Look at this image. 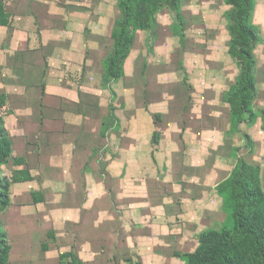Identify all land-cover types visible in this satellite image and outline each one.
Listing matches in <instances>:
<instances>
[{
  "label": "crops",
  "instance_id": "1",
  "mask_svg": "<svg viewBox=\"0 0 264 264\" xmlns=\"http://www.w3.org/2000/svg\"><path fill=\"white\" fill-rule=\"evenodd\" d=\"M3 4L10 22L0 25V72L9 65L27 68L30 77L9 89L2 81L0 88L12 145L2 166L10 181L9 205L0 210L11 246L6 264H186L177 252L197 248L213 214L226 219L220 196L218 207L206 199L208 171L227 172L224 180L236 160L210 169L202 156L187 159L178 128L163 129L153 145L140 129L148 124L144 117L145 123L137 118L136 131L105 130L99 84L114 46L118 0ZM251 22L262 37L255 48L259 114L246 133L251 145L245 154L260 166L264 190V0H254ZM231 73L239 76L236 68ZM209 137L202 126L192 136L202 155ZM200 193L204 197L195 198Z\"/></svg>",
  "mask_w": 264,
  "mask_h": 264
},
{
  "label": "rangeland",
  "instance_id": "2",
  "mask_svg": "<svg viewBox=\"0 0 264 264\" xmlns=\"http://www.w3.org/2000/svg\"><path fill=\"white\" fill-rule=\"evenodd\" d=\"M154 1L158 3V0L150 2ZM241 12L228 0H180L179 10L167 3L159 6L152 26L136 30L132 46V49L135 46L134 53L128 62L127 59L124 61L122 78L114 80L105 75L104 83L99 84L98 99L103 101L102 107L107 113L108 132L136 131L137 118L140 117L148 123L140 129L152 135L153 145L157 144L160 132H175L178 128L187 159L195 161L202 156L208 166L222 159L228 163L236 160L232 171L239 161L252 164L246 160L245 149L251 145L246 133L253 123L233 124L231 105L226 101L228 91L239 78L234 79L235 74H230V69L236 68L239 75L241 72V64L235 54L244 52L251 44L255 52L259 44L257 39L247 37L244 31L237 32L243 29L238 23ZM242 24L249 26L250 18L243 19ZM61 68L63 64L57 65V70ZM29 80L27 68L15 69L7 65L0 72L1 89L3 84L9 89L16 84L29 83ZM253 108L257 118L259 111L255 106ZM203 116L207 123L201 125ZM201 126L210 133V145L204 155L201 154L200 140L192 138L193 134L201 133ZM192 149L195 156H191ZM2 166L1 177L10 182L3 174ZM226 170L230 172L231 169ZM194 171L195 175H202L200 170L194 168ZM208 175L206 199L211 198L209 202L218 207L219 199H223L215 184L223 181L228 173L218 175L208 171ZM200 195L196 194L195 198ZM224 219L223 213L213 214L209 226L217 228ZM205 227L206 224L201 225L199 230ZM0 228L7 234L2 222Z\"/></svg>",
  "mask_w": 264,
  "mask_h": 264
},
{
  "label": "trees",
  "instance_id": "3",
  "mask_svg": "<svg viewBox=\"0 0 264 264\" xmlns=\"http://www.w3.org/2000/svg\"><path fill=\"white\" fill-rule=\"evenodd\" d=\"M150 1H118L121 15L116 20L113 30L114 46L104 61L109 78L114 80L122 78L124 61L131 53L136 30L152 26L159 6L167 3L176 10L180 9V0H158V3ZM228 1L236 4L242 11L238 23L243 29H238L237 32L244 31L247 37L255 38L257 43H260L262 37L259 29L252 22L247 27L242 24L243 19L249 17L251 20L254 0ZM9 22L10 14L5 11L3 0H0V25H7ZM235 56L241 64V72L236 84L227 93L226 101L231 105V122L254 123L256 118L253 108L256 97L254 70L257 57L252 44ZM108 128L109 122L106 123L105 130ZM11 154L9 134L0 117V168ZM29 178V175H25L24 180ZM9 184L8 180L2 179L0 173V210L9 205ZM216 187L223 199L225 221L220 228L203 231L199 236V245L194 251L177 252L176 255L186 264H264V190L260 166L239 161L230 176ZM10 249L8 236L0 228V264L7 263Z\"/></svg>",
  "mask_w": 264,
  "mask_h": 264
}]
</instances>
